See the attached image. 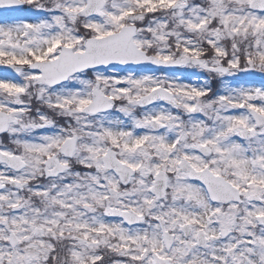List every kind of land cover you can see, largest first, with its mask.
Listing matches in <instances>:
<instances>
[{
	"label": "snow or ice",
	"instance_id": "obj_1",
	"mask_svg": "<svg viewBox=\"0 0 264 264\" xmlns=\"http://www.w3.org/2000/svg\"><path fill=\"white\" fill-rule=\"evenodd\" d=\"M0 264H264V0H0Z\"/></svg>",
	"mask_w": 264,
	"mask_h": 264
}]
</instances>
